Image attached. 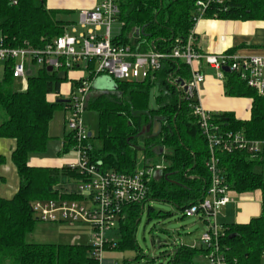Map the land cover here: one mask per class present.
<instances>
[{"label": "trees", "instance_id": "trees-1", "mask_svg": "<svg viewBox=\"0 0 264 264\" xmlns=\"http://www.w3.org/2000/svg\"><path fill=\"white\" fill-rule=\"evenodd\" d=\"M197 0H118L117 20L122 34L114 42L130 45L135 51L150 48L168 53L186 42L194 28L199 10ZM47 0H0V38L8 47L43 48L62 35L68 22L58 18L57 9L48 8ZM264 20V0H223L212 3L203 18ZM232 53V52H228ZM92 62L88 66H92ZM78 67L77 64L73 68ZM69 68L48 70L40 66L28 76L25 91L12 87L13 60L4 64L0 73V137L15 139L12 160L20 176V187L10 199L0 197V264H98L90 244H42L27 241L36 222L31 203L37 199H54L59 189L83 175L76 169L31 167V155L46 152L49 124L57 108L70 103L51 102L50 94L61 97V85L68 80ZM88 69V68H87ZM61 74V75H60ZM158 92L150 81H118L113 78L110 90L93 89L88 97V110L99 114L98 133L87 141V151L105 170L133 173L140 155L145 166L161 164L160 172L150 185L146 202L125 207L116 243L117 250L136 247V228L148 202L165 201L184 211L202 200L210 185L207 141L189 103L182 99L178 86L169 75L190 76V67L181 59H165L159 70ZM100 75V74H98ZM87 77L93 82L98 76ZM226 94L252 98L251 117L238 120L231 112H213V119L226 130L240 131L251 139L264 140V95L239 78L226 72ZM80 81L75 82V86ZM160 116L161 131L140 135L142 129ZM143 140H141V138ZM101 140V147L93 139ZM74 145L71 135L64 140L63 152ZM219 168L230 189L238 193L261 190L262 212L248 223L223 224L221 248L226 264H264V176L255 171L263 160L251 159L245 151H218ZM149 215L166 216L155 211ZM110 246H107L109 248ZM206 249L186 244L175 245L168 264H201ZM128 264V263H126Z\"/></svg>", "mask_w": 264, "mask_h": 264}, {"label": "built area", "instance_id": "built-area-1", "mask_svg": "<svg viewBox=\"0 0 264 264\" xmlns=\"http://www.w3.org/2000/svg\"><path fill=\"white\" fill-rule=\"evenodd\" d=\"M223 0H197L199 15L203 18L205 10L215 2ZM95 5L80 11L78 25L47 43L43 48L8 47L0 38V62L13 60L12 75L27 83L31 67H52L58 71L64 67L71 69L77 64L84 65L89 73L95 75L108 73L118 81H147L151 74L159 70L165 59H181L190 67L188 78L169 75L182 93L196 116L199 127L207 141L210 152L207 167L211 180L206 195L195 205L184 211L185 216L197 215L207 221L208 228L201 236V245L207 250L203 255L206 264H226L221 248L224 235L223 226L217 215L230 201L231 189L225 182L219 168L218 151L233 152L242 150L251 159H264V140L248 138L244 132L226 130L220 122L213 119V112L205 110L200 103L199 90L205 75L194 67L195 62L205 61L214 68L220 79L225 78V68L234 72L247 85L264 95V56H239L234 53H202L195 46L196 37L192 29L187 41L177 39L171 52L156 50L135 51L130 45L114 42L111 26L119 14L118 0H95ZM79 49V50H78ZM92 62V66H88ZM92 81L81 79L78 94L70 99L71 115L67 120L77 152L76 160L67 167L76 169L83 177L71 183L74 189H63L54 199H37L31 203V210L38 220L44 222H82L92 231L93 256L98 264H104L103 254L107 246L114 247L111 233L117 230L123 218L125 207L146 202L150 196V185L162 166H143L133 173L105 170L101 162L95 163L87 151L90 138L84 120L86 101L91 92ZM70 183V182H69ZM207 218V219H206ZM173 251L170 253L172 254ZM110 264H120L113 261Z\"/></svg>", "mask_w": 264, "mask_h": 264}, {"label": "crops", "instance_id": "crops-1", "mask_svg": "<svg viewBox=\"0 0 264 264\" xmlns=\"http://www.w3.org/2000/svg\"><path fill=\"white\" fill-rule=\"evenodd\" d=\"M95 0H83L85 8H91L95 5ZM54 8V7H52ZM194 35L196 37L195 46L198 51L202 53H223L232 52L239 56H264V20H233V19H218L212 17L200 18L196 21L194 25ZM153 50L150 48L147 51ZM146 52V51H139ZM1 63V62H0ZM4 64H0V73L4 71ZM194 67L199 69L205 75V81L201 85L199 90L200 103L205 110L210 112H231L234 114L235 118L238 120H248L251 117V107L252 98L250 97H239L231 96L226 94L225 82L227 79L225 71V78L220 79L217 76V72L214 68L209 66L205 61L195 62ZM84 68V65L68 69L67 76L68 80L63 82L61 85V97L56 94H50L48 100L55 102L59 99H71L72 94L78 87L75 86V82L80 81L86 76L80 69ZM29 75L33 73V67H31ZM63 74V73H61ZM60 74V75H61ZM15 79V78H13ZM153 83V90L158 92L159 89V79L154 72L151 74L149 80ZM21 83L24 86L23 90L27 89V83ZM93 85V82H92ZM15 90V89H14ZM93 89H91L92 92ZM19 91V90H16ZM89 93V96L91 94ZM69 104L70 102H66ZM66 110L69 106L61 107ZM70 109V108H69ZM67 112V111H66ZM54 116V115H53ZM67 116V115H66ZM66 116L61 120H66ZM53 120V118H52ZM51 120V121H52ZM68 120V119H67ZM51 121L49 124V131L51 126ZM50 138L56 137L60 138L58 135H51ZM64 140L62 138V146H64ZM16 141L12 138L0 137V197L10 199L18 191L20 187V176L16 165L12 160V151L15 148ZM61 153V152H59ZM76 158L68 157H53L48 154L41 155H31L28 159V164L31 167H49V168H61L67 164L75 161ZM144 159L140 155L137 168H141L144 165ZM71 183V182H70ZM69 182L64 185L61 190L72 189L68 188ZM231 201L221 208L218 215L220 216L221 225L231 224V223H248L251 219L259 217L262 212V192L261 190L249 191L238 193L236 191H231L230 193ZM145 209V208H144ZM217 215V216H218ZM36 217V221H37ZM121 222V221H120ZM57 223V222H56ZM63 223V222H60ZM68 223V222H67ZM74 223V222H69ZM85 224V223H84ZM55 226L56 224H52ZM120 225V224H119ZM90 228V226H89ZM119 228V226H118ZM118 228L112 232L113 242L116 243L120 239V233H118ZM91 230V228H90ZM53 233V232H52ZM51 243L55 244H77V243H60L57 238L59 235L51 237ZM36 243V242H31ZM49 244V243H42ZM196 247H201L202 245H191ZM107 249H116V246H110ZM203 259V257H200ZM126 263L132 264L131 260H127ZM125 263V264H126Z\"/></svg>", "mask_w": 264, "mask_h": 264}, {"label": "rangeland", "instance_id": "rangeland-1", "mask_svg": "<svg viewBox=\"0 0 264 264\" xmlns=\"http://www.w3.org/2000/svg\"><path fill=\"white\" fill-rule=\"evenodd\" d=\"M82 2L83 0H47L46 6L57 9L58 18L68 22L67 27L71 31L72 26L78 25L79 23L80 11L85 9ZM111 31L112 38H118L122 34V23L119 20L114 21L111 26ZM84 68L80 70L87 76L88 71ZM37 69V66L33 67V73H36ZM59 72L62 73L61 70ZM93 85L100 90H110L113 87V77L108 73H101L93 80ZM12 87L19 91L24 88L21 79H13ZM75 92L78 94L77 88ZM70 115L71 111L69 108L67 110L65 108H57L54 111L49 132L51 135H58L60 138H50L44 154L53 157H77V152L73 148L67 152H63L61 143L62 138L65 139L71 133V129L67 123ZM83 115L88 132H92L96 136L98 133L99 114L97 111L88 110V99L86 101V111ZM64 116H66V120H61ZM93 142L95 147H101L100 139L94 138ZM255 171L262 173L264 176V162L257 163L255 165ZM67 187L74 189L76 185L70 183ZM149 206L155 208L156 212L163 211L170 212V214L157 216L153 213L150 216L148 212ZM208 220L214 222V217L212 216ZM207 221L200 219L197 215L184 216L181 210L169 202L157 200L148 202L136 228V247L132 250L125 251L106 249L103 254L104 264H110L113 261L125 264L127 260H131L132 264H168L171 258L170 253L174 250L175 245L186 244L191 246L201 244V236L208 228ZM217 221L219 224H222L219 215L217 216ZM52 224L56 225L53 226ZM56 235H59L60 238H57L56 241L60 243L90 244L93 240L92 231L87 223H56L41 220L35 222L33 230L27 234L26 239L29 242L51 243V240H47V238L52 239L51 237ZM200 263L206 264V260L200 259Z\"/></svg>", "mask_w": 264, "mask_h": 264}, {"label": "water", "instance_id": "water-1", "mask_svg": "<svg viewBox=\"0 0 264 264\" xmlns=\"http://www.w3.org/2000/svg\"><path fill=\"white\" fill-rule=\"evenodd\" d=\"M48 70L49 71H52L53 70V68L50 66V67H48ZM225 70L226 71H229V68H225ZM30 72H28V74H29ZM92 88L93 89H98L97 87H95L94 85H92ZM58 102H63V103H66V102H70V100H68V99H59V100H57ZM163 120V118L162 117H160V116H156L155 118H154V121H153V124L151 125V124H148L146 127H144L143 129H142V131H141V133H140V135L142 136V135H145L146 133H149V132H152V135H157V134H159L160 133V131H161V121ZM88 135L89 136H92V132H89L88 133Z\"/></svg>", "mask_w": 264, "mask_h": 264}]
</instances>
